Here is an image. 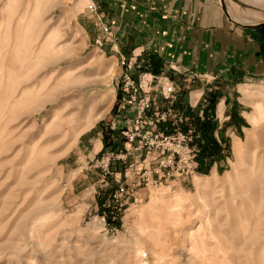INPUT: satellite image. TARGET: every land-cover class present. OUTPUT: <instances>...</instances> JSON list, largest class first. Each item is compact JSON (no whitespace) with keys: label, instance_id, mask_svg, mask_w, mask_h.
<instances>
[{"label":"rangeland","instance_id":"374dc122","mask_svg":"<svg viewBox=\"0 0 264 264\" xmlns=\"http://www.w3.org/2000/svg\"><path fill=\"white\" fill-rule=\"evenodd\" d=\"M92 2L101 15L96 0H0V264H264V86L242 87L239 131L217 101L194 171L149 177L134 163L117 176L118 159L85 143L131 69L104 48ZM224 5L264 23V0ZM96 95L109 110L82 134L75 109Z\"/></svg>","mask_w":264,"mask_h":264},{"label":"crops","instance_id":"0c3cea01","mask_svg":"<svg viewBox=\"0 0 264 264\" xmlns=\"http://www.w3.org/2000/svg\"><path fill=\"white\" fill-rule=\"evenodd\" d=\"M96 1L103 24L111 29V38L105 41L104 48L111 50L118 61L126 58L132 62L129 73L134 81H141L137 75L140 72L149 73L146 75L151 78L164 75L173 81L180 87L176 107L190 113L193 123H203L198 115L207 105L205 117L216 124L220 118L216 103L219 99L222 103L227 101L224 117L227 121L233 118L227 129L234 132L243 128L239 105L242 87L264 86V26L236 24L224 12L221 0ZM153 94L163 103L160 94ZM128 96L129 90L122 86L120 105L113 117L101 124L98 137L90 136L85 143L86 150L102 152V157L125 154L126 164L117 160L110 165L111 169L119 166L117 176L121 177L126 165L140 164L149 170L150 164L155 165V157L147 151L133 150L136 144L128 143L123 136L124 132L133 131L137 116L136 109L125 103ZM208 158L212 157L204 154L203 159Z\"/></svg>","mask_w":264,"mask_h":264},{"label":"built area","instance_id":"2783aa9c","mask_svg":"<svg viewBox=\"0 0 264 264\" xmlns=\"http://www.w3.org/2000/svg\"><path fill=\"white\" fill-rule=\"evenodd\" d=\"M88 11L99 22L103 34L109 40L111 29L103 24L97 5L92 2ZM100 41L101 39L98 40ZM122 65L126 66L127 70L133 67L132 62L126 58L122 59ZM146 76L148 75H145L143 80ZM152 78L157 81L136 82L129 73L124 75V86L129 90L125 103L136 109L137 116L133 131L123 134L128 143L136 144L133 150H144L155 156L156 168L145 173L149 177L153 173L158 176L162 173L171 178L194 171L198 165L196 161L200 149L197 143L201 139V133L193 124L190 113L176 107L180 87L164 75ZM153 92L162 96L164 104L159 103ZM206 107L207 105L202 106L198 115L200 120L205 118ZM111 159L126 161V156L111 154L105 160L109 162ZM149 177L145 180H149ZM121 192L124 193L125 189L121 188Z\"/></svg>","mask_w":264,"mask_h":264},{"label":"bare ground","instance_id":"6f19581e","mask_svg":"<svg viewBox=\"0 0 264 264\" xmlns=\"http://www.w3.org/2000/svg\"><path fill=\"white\" fill-rule=\"evenodd\" d=\"M25 12H28V8L26 9ZM231 18L234 21L239 22V20L237 21L232 15H231ZM20 39H21V37H20ZM110 72H112V70H110ZM109 106H110V102L108 103V101H106L105 98H103L102 96H99V95L92 97L85 104L83 102H80L77 105L75 110L78 111L82 120L87 124L86 130H84V131L82 130V134L84 132H86L87 130L91 129L92 127H94L99 121H101L105 117V115L107 114V112L109 110ZM259 112H261V108H259ZM242 149H243L242 146L237 145L235 147L236 154L241 153Z\"/></svg>","mask_w":264,"mask_h":264},{"label":"trees","instance_id":"16d2710c","mask_svg":"<svg viewBox=\"0 0 264 264\" xmlns=\"http://www.w3.org/2000/svg\"><path fill=\"white\" fill-rule=\"evenodd\" d=\"M194 124L197 127V129L200 131L201 138H202V136H204V138L209 139L210 132L213 129V124L211 122H209V121H206V122H203V123H198V121H197Z\"/></svg>","mask_w":264,"mask_h":264},{"label":"water","instance_id":"95a60500","mask_svg":"<svg viewBox=\"0 0 264 264\" xmlns=\"http://www.w3.org/2000/svg\"><path fill=\"white\" fill-rule=\"evenodd\" d=\"M224 4H225V0H221V5H222V7H223V10H224V12L226 13V15L229 17V19L232 20L233 22H235V23L238 24V25L245 26V25L240 24L239 22L234 21V20L231 18V15L229 14V12H228V10L226 9V7H225ZM262 26H264V23H263V24H259V25L245 26V27L257 28V27H262Z\"/></svg>","mask_w":264,"mask_h":264}]
</instances>
